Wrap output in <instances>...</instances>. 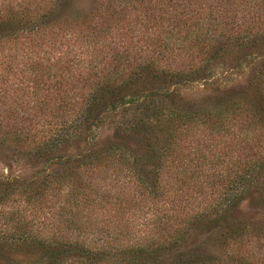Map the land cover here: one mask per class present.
I'll return each mask as SVG.
<instances>
[{
	"label": "trees",
	"instance_id": "trees-1",
	"mask_svg": "<svg viewBox=\"0 0 264 264\" xmlns=\"http://www.w3.org/2000/svg\"><path fill=\"white\" fill-rule=\"evenodd\" d=\"M14 1L0 18V39L21 46L25 66L16 75L9 66L1 78L0 151L12 146L41 170L0 178V264H227L230 249L237 254L250 237H264V223L235 216L254 197L264 203V0L188 1L194 15L181 13L177 26L163 16L152 24L155 48L140 45L148 56L130 64L116 53L111 67L79 73L84 92L56 110L50 100L69 80L65 69H42L41 49L50 29L86 21L63 20L59 9L70 0L35 10ZM168 57L173 65L162 64ZM219 65L227 74L248 69L247 87L218 88L201 102L172 90L214 85ZM110 121L113 139L102 141ZM121 178L135 203L153 205L142 231L130 223V198L110 189ZM211 189L220 196L198 202ZM161 216L169 221L164 228ZM197 226L211 230L213 246L191 248ZM231 263L264 264V257Z\"/></svg>",
	"mask_w": 264,
	"mask_h": 264
},
{
	"label": "rangeland",
	"instance_id": "rangeland-1",
	"mask_svg": "<svg viewBox=\"0 0 264 264\" xmlns=\"http://www.w3.org/2000/svg\"><path fill=\"white\" fill-rule=\"evenodd\" d=\"M54 1L56 0L51 1V3H54ZM188 1L192 0H172V2H167L166 0H70L68 5L64 4L63 8L59 9L63 20L86 22H82L81 28L71 24L64 28L57 27L56 29H50L48 31L50 33L44 43L47 45H44L41 49L42 51L38 60L41 61L42 69H45L46 66L49 65H53L55 71L65 69L64 80L66 82L69 80L66 91L62 95H56L50 100L51 106L56 110L63 100H68L69 96H72L74 93L82 94L84 89L80 87L85 83L78 80L79 73L83 74V77H85L87 74L91 73V68L96 65H98V69L101 67L103 68L104 65L111 67L110 64L116 53H121L122 55L124 53V56L129 55L130 64H135L140 57L148 56V53H146L147 48L141 47L140 45L141 41H144L150 43V47L153 46L151 49L155 48L158 28L152 24L155 23L156 20H160V16H163L172 19V21L176 20L172 23H174V26H177L176 22L179 23L180 18H183V16L186 17L185 14L188 13L189 17L194 15L192 10L193 7ZM205 1L206 0H202L203 3ZM18 2L31 5L33 10H35L38 9V7L43 8L44 3L49 4L50 1L19 0ZM194 2H198V0ZM15 4L17 3H15L14 0H0V18L4 16L6 7L14 6ZM154 11L155 13L151 20V13ZM115 12L116 16L114 15ZM181 13H184V15L180 16ZM141 18L149 20L150 23L148 24L146 20L142 21ZM189 21L192 25L195 22V20L191 19H189ZM161 24L163 25L164 23ZM167 25L168 23L166 25L164 24L163 26L165 29L161 30L166 32V34H168V30L166 29ZM182 25L183 23L179 24V26ZM56 30L63 31V35L58 37L53 35L54 33L51 31L57 32ZM2 34L3 32L0 30V38ZM54 36L57 37L58 42H55L56 38L51 40V37ZM144 36H147L149 39L143 38ZM176 39V36L173 37L172 43L177 47L180 45V42ZM8 42L9 41L3 42L0 39V83L2 75L6 74L9 66L12 68L13 72L15 71L16 75L21 73V70L16 69V67H23L22 65H24L22 63L24 55L20 50L21 46ZM183 48L184 50L186 49L185 46ZM150 51L149 49V52ZM185 51L187 52V50ZM181 59L182 63H189V59L186 57L185 52H182ZM173 61L174 60L169 59L162 64L166 65L170 62L173 65ZM225 62L226 64H230V59H226ZM219 68L214 78V85L202 81L188 86H174L172 90H178V92L187 99L201 102L207 98L214 99L215 90L218 88L221 89L232 86L237 90H241L247 87L246 76L248 74V69L237 74H227L225 68L220 65ZM68 69L69 71L67 72ZM19 79L21 82V75L17 78V80ZM32 80L33 77L30 74H27V77L24 78L25 83H30ZM116 120L118 121V119H115V121ZM114 128L115 124H113L112 121L105 124V127L99 132L102 141L113 139L112 134ZM10 147L9 149L11 150L4 149L0 151V178L9 176L10 174L13 176H30L39 171L38 169H40V167L36 166L35 161H32L28 156L22 155L19 151L13 153L12 146ZM173 177V175L167 176V178H172L170 182L167 183L168 185L174 182L175 179ZM123 180L124 179L121 178L110 181L112 183L110 189L130 198L136 212L135 220H130V223H132L131 225L135 228L142 231L145 227L144 223L154 218V216L147 214L149 210L153 209V205L143 202L141 204L135 203L130 197V194H134L132 190H126V194L122 191L121 181ZM108 183L109 182L105 183L104 187H107ZM208 192L210 193V197L207 196L204 200L200 198L198 202H203L202 204H204L205 200H211L212 197H214L215 200L220 196V191L211 189V191L209 190ZM196 210H198V208ZM171 214H173V212H171ZM235 216L249 222L264 223V203H262L259 198L254 197L248 202H244ZM160 219L161 220L158 221L160 222V226L163 228L166 227V224L169 223L168 219L164 216H161ZM173 222L174 220H172V223ZM258 233H263V229ZM193 234L194 238L192 242L194 243H192L193 246H191V248L202 247V245L205 246V243L211 242V230L208 232V230H203L202 227L197 226L193 229ZM259 235L260 234H255L253 237H250L244 246L238 247L237 254L235 253V249H230L229 252L225 253L223 258L226 260V263L232 264L231 260H235L238 257L252 260L254 258H263L264 237H258ZM210 245L213 246V242H211Z\"/></svg>",
	"mask_w": 264,
	"mask_h": 264
}]
</instances>
